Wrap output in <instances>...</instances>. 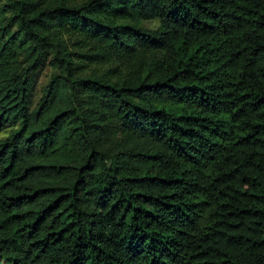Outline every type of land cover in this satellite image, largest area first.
Returning <instances> with one entry per match:
<instances>
[{"label": "trees", "instance_id": "obj_1", "mask_svg": "<svg viewBox=\"0 0 264 264\" xmlns=\"http://www.w3.org/2000/svg\"><path fill=\"white\" fill-rule=\"evenodd\" d=\"M5 130L0 259L264 264V0H0Z\"/></svg>", "mask_w": 264, "mask_h": 264}, {"label": "rangeland", "instance_id": "obj_2", "mask_svg": "<svg viewBox=\"0 0 264 264\" xmlns=\"http://www.w3.org/2000/svg\"><path fill=\"white\" fill-rule=\"evenodd\" d=\"M75 1H80V0H75ZM147 25L153 27L156 25V22L152 21V22L148 23ZM96 68H98L100 70V69L106 68V66H101V67H96ZM47 79H48V71H47V69H45L37 81L38 89H40L46 83ZM7 132H8V130L0 132V139L4 138L7 134ZM0 264H10V263L0 259Z\"/></svg>", "mask_w": 264, "mask_h": 264}]
</instances>
